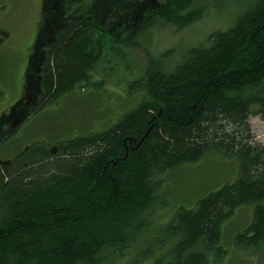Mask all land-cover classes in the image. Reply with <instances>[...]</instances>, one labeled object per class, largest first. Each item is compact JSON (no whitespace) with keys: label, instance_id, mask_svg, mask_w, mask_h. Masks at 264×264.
<instances>
[{"label":"trees","instance_id":"trees-1","mask_svg":"<svg viewBox=\"0 0 264 264\" xmlns=\"http://www.w3.org/2000/svg\"><path fill=\"white\" fill-rule=\"evenodd\" d=\"M205 7L44 0L23 93L0 115V145L46 104L96 84L100 41L139 47L156 18L179 30ZM145 53L146 70L133 82L142 97L108 128L32 143L0 161V264H115L150 225L163 175L213 150L237 159V177L175 210L163 229L175 243L153 264H208L211 252L221 260L222 225L244 204L253 205L252 220L233 244H264V140L253 141L249 123L252 114L264 118V0L190 47L171 70Z\"/></svg>","mask_w":264,"mask_h":264},{"label":"rangeland","instance_id":"rangeland-1","mask_svg":"<svg viewBox=\"0 0 264 264\" xmlns=\"http://www.w3.org/2000/svg\"><path fill=\"white\" fill-rule=\"evenodd\" d=\"M206 5L203 17L191 25L176 29L156 18L140 35L141 46L119 45L111 48L104 42L102 58L96 64L92 81L78 85L46 104L0 145V161L7 160L32 143L48 146L58 140L108 128L127 109L136 105L142 92L133 82L145 72V50L165 70L179 63L186 51L206 43L208 34L234 24L255 0H195ZM44 0H0V30L7 33L0 40V115L21 95L27 55L35 41L42 19ZM107 41V39H105ZM254 110V109H253ZM249 123L254 142L264 140V118L252 114ZM238 175V161L221 151L205 153L197 161L186 163L163 175L158 189L159 204L150 216V225L115 264H153L175 243L163 229L175 210L191 207L197 198L216 190ZM253 205L237 207L222 225L221 244L226 252L221 260L209 253L208 264H264V244L257 249H242L233 244V236L252 220ZM149 255L144 257L142 253Z\"/></svg>","mask_w":264,"mask_h":264},{"label":"flooded vegetation","instance_id":"flooded-vegetation-1","mask_svg":"<svg viewBox=\"0 0 264 264\" xmlns=\"http://www.w3.org/2000/svg\"><path fill=\"white\" fill-rule=\"evenodd\" d=\"M6 35H7L6 32L0 30V40H2L3 37H5ZM8 108L10 109V106H9ZM8 108H7V109H8ZM9 109H8V110H9Z\"/></svg>","mask_w":264,"mask_h":264}]
</instances>
